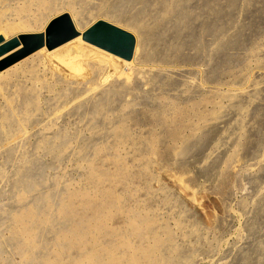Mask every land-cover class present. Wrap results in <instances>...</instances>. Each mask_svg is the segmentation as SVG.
<instances>
[{
  "label": "rangeland",
  "instance_id": "1",
  "mask_svg": "<svg viewBox=\"0 0 264 264\" xmlns=\"http://www.w3.org/2000/svg\"><path fill=\"white\" fill-rule=\"evenodd\" d=\"M42 9L0 35L69 13L80 36L0 71V264H264V0ZM99 20L131 61L83 40Z\"/></svg>",
  "mask_w": 264,
  "mask_h": 264
},
{
  "label": "water",
  "instance_id": "2",
  "mask_svg": "<svg viewBox=\"0 0 264 264\" xmlns=\"http://www.w3.org/2000/svg\"><path fill=\"white\" fill-rule=\"evenodd\" d=\"M80 35L69 13L53 18L45 33L20 34L9 40L0 35V71L15 65L43 47L53 50ZM83 40L125 61L134 56L137 40L129 31L99 20L83 34Z\"/></svg>",
  "mask_w": 264,
  "mask_h": 264
},
{
  "label": "bare ground",
  "instance_id": "3",
  "mask_svg": "<svg viewBox=\"0 0 264 264\" xmlns=\"http://www.w3.org/2000/svg\"><path fill=\"white\" fill-rule=\"evenodd\" d=\"M42 3H43V0H29L22 7L17 8L14 13H9V12L2 13V12H0V34H1V32H3L4 34H6L5 36H8L10 34H16L19 32L34 31L35 30L34 26L38 25L39 23H41L44 20ZM74 25H75V23H74ZM75 27H76V25H75ZM45 31H46V29H45ZM1 36H3V35H1ZM78 37H76V38H78ZM75 39H73V40H75ZM5 40H8V39L5 38ZM73 40H71V41H73ZM71 41H69V42H71ZM136 45H137V43H136ZM61 46H63V45H61ZM61 46H59V47H61ZM135 48H136V46H135ZM41 49H46V47H43ZM57 49H58V47H57ZM57 49L55 48V50H57ZM48 51H52V50H48ZM41 220L42 219H40V216L33 209H29L22 215L21 221L22 222L23 221H26V222L33 221V223H34L37 221L40 222ZM33 223H31V224H33ZM26 229L28 231L29 227H26ZM62 240H64V239H62ZM68 240H69V237H68ZM82 253H84V252H82ZM76 264H85V262L79 261Z\"/></svg>",
  "mask_w": 264,
  "mask_h": 264
}]
</instances>
